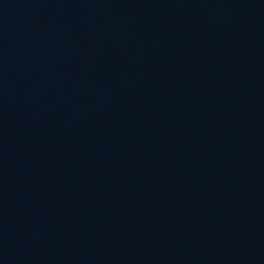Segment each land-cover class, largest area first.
Listing matches in <instances>:
<instances>
[{"label":"water","instance_id":"95a60500","mask_svg":"<svg viewBox=\"0 0 264 264\" xmlns=\"http://www.w3.org/2000/svg\"><path fill=\"white\" fill-rule=\"evenodd\" d=\"M0 264H264V0H0Z\"/></svg>","mask_w":264,"mask_h":264}]
</instances>
